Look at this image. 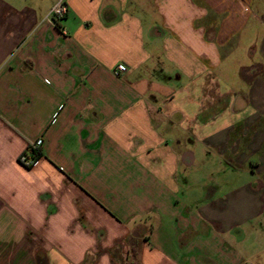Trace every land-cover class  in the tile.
<instances>
[{"label": "crops", "instance_id": "crops-1", "mask_svg": "<svg viewBox=\"0 0 264 264\" xmlns=\"http://www.w3.org/2000/svg\"><path fill=\"white\" fill-rule=\"evenodd\" d=\"M59 1L0 0V264H264V0Z\"/></svg>", "mask_w": 264, "mask_h": 264}, {"label": "built area", "instance_id": "built-area-1", "mask_svg": "<svg viewBox=\"0 0 264 264\" xmlns=\"http://www.w3.org/2000/svg\"><path fill=\"white\" fill-rule=\"evenodd\" d=\"M68 11V7L66 5V3L64 2V0H60L50 11L49 13V18L50 19H62L64 18V16L66 15ZM127 70V67L126 65L124 64H118L117 67H116V72L118 74H121V73H124L126 72ZM43 138H39L37 141H36V144L35 146L36 147H41L42 144H43ZM36 162H33V165L35 164Z\"/></svg>", "mask_w": 264, "mask_h": 264}, {"label": "trees", "instance_id": "trees-1", "mask_svg": "<svg viewBox=\"0 0 264 264\" xmlns=\"http://www.w3.org/2000/svg\"><path fill=\"white\" fill-rule=\"evenodd\" d=\"M42 156L43 153L39 147L29 144L28 148L19 157V161L27 168H32L33 162H37Z\"/></svg>", "mask_w": 264, "mask_h": 264}]
</instances>
